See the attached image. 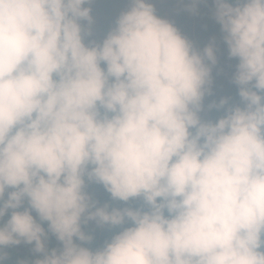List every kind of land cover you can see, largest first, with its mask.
<instances>
[{
	"label": "clouds",
	"instance_id": "clouds-1",
	"mask_svg": "<svg viewBox=\"0 0 264 264\" xmlns=\"http://www.w3.org/2000/svg\"><path fill=\"white\" fill-rule=\"evenodd\" d=\"M92 3L0 0V264H264V0H212L240 98L215 119L213 43L151 0L97 40ZM89 221L118 230L93 248Z\"/></svg>",
	"mask_w": 264,
	"mask_h": 264
},
{
	"label": "rangeland",
	"instance_id": "rangeland-1",
	"mask_svg": "<svg viewBox=\"0 0 264 264\" xmlns=\"http://www.w3.org/2000/svg\"><path fill=\"white\" fill-rule=\"evenodd\" d=\"M103 1L93 0L91 4V15L93 16V37L101 40L104 33L99 28V20L103 16ZM111 5L118 16L128 5V0H110ZM157 15L168 19L194 44L197 49H203L209 43L214 44L217 63L212 66L213 95L205 97V110L201 113L203 118H207V104L212 99H219L221 96H228L230 91L236 86L232 83L231 76L235 71V58H229L227 47L223 42L220 25L212 15L214 5L212 0H203L195 5V11L188 0H151ZM86 191L92 196L99 192L96 184H87ZM94 222V221H89ZM22 250L28 247L19 245Z\"/></svg>",
	"mask_w": 264,
	"mask_h": 264
},
{
	"label": "trees",
	"instance_id": "trees-1",
	"mask_svg": "<svg viewBox=\"0 0 264 264\" xmlns=\"http://www.w3.org/2000/svg\"><path fill=\"white\" fill-rule=\"evenodd\" d=\"M103 16L99 20V28L104 33V35L107 33V31L113 26L114 20L117 17L115 15V11L111 5L110 0H104L103 1ZM228 97H230L231 103H238L240 98L238 96V88L235 86L229 93ZM218 100V99H217ZM211 101V100H210ZM209 101V102H210ZM208 102V103H209ZM222 114V110L217 111L216 109H212L208 111V116L206 119H215L218 118ZM99 192L94 194L92 197L98 202V205H103L104 203H109L110 206H124L122 202L112 200L109 194L103 189L102 185L96 184ZM130 205L135 206V201H129ZM35 215V214H34ZM7 216L5 217V219ZM46 226V225H45ZM82 227L86 232H90L93 235V240L91 242V247L96 248L103 245L105 240L109 239L111 235L117 231L118 229L110 228L107 225L104 226H98L95 222H88L87 224H83ZM24 247H28L27 250H22L20 248V244L16 246H12L6 249L8 253V259L7 264H17L18 260L21 259H28L32 260L36 256L40 254H35L31 251V245H26L21 243ZM47 246L49 248L52 247H58L59 242L56 241L54 236L49 235L47 240Z\"/></svg>",
	"mask_w": 264,
	"mask_h": 264
}]
</instances>
